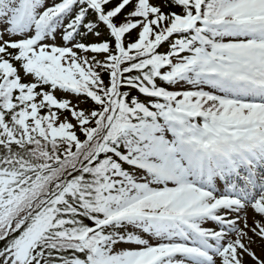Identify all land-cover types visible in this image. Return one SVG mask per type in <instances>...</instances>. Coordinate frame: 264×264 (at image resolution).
I'll list each match as a JSON object with an SVG mask.
<instances>
[{
    "label": "snow or ice",
    "instance_id": "6c2138e0",
    "mask_svg": "<svg viewBox=\"0 0 264 264\" xmlns=\"http://www.w3.org/2000/svg\"><path fill=\"white\" fill-rule=\"evenodd\" d=\"M258 240L264 0H0V264H264Z\"/></svg>",
    "mask_w": 264,
    "mask_h": 264
},
{
    "label": "rangeland",
    "instance_id": "374dc122",
    "mask_svg": "<svg viewBox=\"0 0 264 264\" xmlns=\"http://www.w3.org/2000/svg\"><path fill=\"white\" fill-rule=\"evenodd\" d=\"M164 50H166L165 48H161V51H164ZM89 105H82V107H88ZM251 215H252V213L251 212H249V217H250V219H249V223H251ZM144 238L145 239H149V241L151 242V243H154V241H152V239L150 238V237H148L147 235H145L144 236ZM264 244V242H261V241H257V244H255V245H253V249L255 250V252H256V254L258 255V256H262L263 257V252L261 251V248H262V245ZM128 247H135L134 245H125V244H121V245H118L117 246V250H119V249H121V248H128ZM247 260H251V258H247L246 257V261ZM252 261V260H251ZM254 263V262H253Z\"/></svg>",
    "mask_w": 264,
    "mask_h": 264
},
{
    "label": "trees",
    "instance_id": "16d2710c",
    "mask_svg": "<svg viewBox=\"0 0 264 264\" xmlns=\"http://www.w3.org/2000/svg\"><path fill=\"white\" fill-rule=\"evenodd\" d=\"M28 79H30V78H28ZM0 247H2V242H0ZM261 251L264 253V244L262 245ZM263 257H264V254H263ZM247 264H254V263L251 260H247Z\"/></svg>",
    "mask_w": 264,
    "mask_h": 264
}]
</instances>
